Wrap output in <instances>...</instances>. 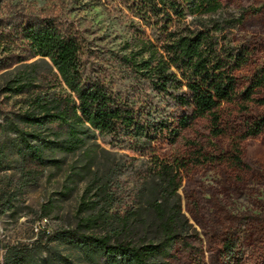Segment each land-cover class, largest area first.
<instances>
[{
    "label": "trees",
    "instance_id": "16d2710c",
    "mask_svg": "<svg viewBox=\"0 0 264 264\" xmlns=\"http://www.w3.org/2000/svg\"><path fill=\"white\" fill-rule=\"evenodd\" d=\"M135 5L153 32L127 44L124 49L128 52L119 54L117 61L157 97L193 109V117L184 115L176 128L168 121L147 118L137 102L114 89L106 70H87L82 58L85 40L74 24L25 12L0 18V47L6 53L0 58V72L7 70L0 85V107L13 98L24 104L5 124L0 123V132L15 134L21 142L25 179H37L50 166L62 168L59 154L75 155L98 136L129 141L133 150L151 157L160 186L148 203V219H143L140 209L115 210L119 203L111 180L94 176L82 196L76 228L58 232L88 264H168L176 258L174 246L179 242L197 252L187 242L192 225L183 212L179 192L184 162L166 161L153 143L164 131L178 136L199 117L209 118L213 136L221 135L223 104L239 100L243 111L250 104L264 106V66L242 86L238 73L247 68L250 53L247 46L233 44L227 33L242 18L208 23L202 19L217 14L223 0H139ZM38 57L40 60L29 62ZM263 132L264 114L248 124L246 135ZM241 153L234 148L233 164L248 168ZM140 219L154 229L155 240L122 237ZM244 225L230 229L225 250L231 257L241 255ZM4 264L43 263L28 251L11 248ZM64 264L72 263L66 260Z\"/></svg>",
    "mask_w": 264,
    "mask_h": 264
},
{
    "label": "rangeland",
    "instance_id": "374dc122",
    "mask_svg": "<svg viewBox=\"0 0 264 264\" xmlns=\"http://www.w3.org/2000/svg\"><path fill=\"white\" fill-rule=\"evenodd\" d=\"M138 1L0 0V18L25 12L47 14L74 24L85 40L82 58L87 70H106L114 89L137 102L147 118L168 121L176 128L184 115L193 117V109L157 97L117 61L119 54L128 52L124 49L127 44L153 32L140 18L135 5ZM239 18L242 23L227 33L233 44L249 50L248 66L238 73L242 86H246L264 66V0H223L217 14L202 17L205 23ZM3 47L0 58L6 54ZM35 60L40 58L29 62ZM6 71L0 72V85ZM239 104L238 100L221 106L223 133L217 137L212 135L209 118L199 117L178 136L164 131L153 143L166 161L184 162L179 192L183 212L192 225L187 242L197 249L189 251L177 243L176 258L168 264H264V132L255 137L246 135L248 124L264 114V106L250 104L243 111ZM22 106L17 98L1 105L0 123L5 124ZM22 148L15 134L0 132V264H4L11 248L28 251L43 264H64L66 260L88 264L57 234L76 228L82 196L94 176L111 180L119 203L115 210L140 209L143 219L150 217L148 203L157 196L160 183L153 175L151 157L133 150L129 141L120 143L109 136H98L75 155L59 154L62 168L50 166L37 179L22 175ZM234 148L241 150L248 168L238 169L233 164ZM143 219L122 237L155 240L154 229ZM239 224H245L241 226V255L231 257L225 243L230 229Z\"/></svg>",
    "mask_w": 264,
    "mask_h": 264
},
{
    "label": "built area",
    "instance_id": "2783aa9c",
    "mask_svg": "<svg viewBox=\"0 0 264 264\" xmlns=\"http://www.w3.org/2000/svg\"><path fill=\"white\" fill-rule=\"evenodd\" d=\"M44 221H46V220H44Z\"/></svg>",
    "mask_w": 264,
    "mask_h": 264
}]
</instances>
